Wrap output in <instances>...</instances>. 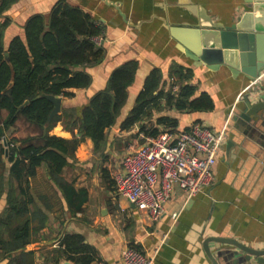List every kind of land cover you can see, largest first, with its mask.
<instances>
[{
    "label": "crops",
    "instance_id": "0c3cea01",
    "mask_svg": "<svg viewBox=\"0 0 264 264\" xmlns=\"http://www.w3.org/2000/svg\"><path fill=\"white\" fill-rule=\"evenodd\" d=\"M58 1L19 0L14 4L0 18V23L10 22L4 33L5 48L15 37H24L25 25L31 17L48 18ZM65 1L90 14L103 27V36L97 42L104 48L105 58L101 64L85 68L92 77L89 88L71 89L73 97H62V113L86 105L107 87L112 73L125 63L138 61L140 65L128 89L126 105L116 123L106 131L104 151L95 152L94 143L86 138L75 159L64 169L69 183L88 192V201L80 213L71 214L62 193L45 170L40 169L36 177L30 178L27 212L16 219L9 218L8 194L16 185L10 180L11 165L8 156L1 154V146L5 147L7 140L28 138L21 137L20 123L33 128L29 137L36 136L37 130L23 119L7 130L0 145V240L9 241L11 231L29 222L30 242L14 252L0 247V264H75L59 255L60 241L66 234L82 235L97 250V262L107 264H123L122 252L130 246L153 257L154 264H211L203 248L209 237L234 238L252 249H264V148L257 144L264 143L261 139L264 133L259 132V138L252 141L236 128L237 121L231 117L252 86L256 90L251 95L264 100V73L251 81L226 65H207L187 46L193 43L201 14L204 21L229 27L246 13L253 14L255 8L264 14V0ZM173 64L193 71L192 84L198 87V95L209 94L215 109L203 114L164 110L154 114L152 123L163 117L175 119L177 131L181 132L200 122L225 134V141L214 167L212 184L194 197L176 188L163 218L153 222L146 212L120 197L112 181L123 172L121 163L127 145L143 143L138 140V128L123 130V122L153 70H161L163 74L160 89L169 90ZM0 116L2 126L8 114L2 112ZM49 134L67 140L81 137L78 130L74 133L65 130L61 123ZM104 172L109 173L110 180L105 179ZM210 248L221 263L223 260L219 258L233 251L216 243H211Z\"/></svg>",
    "mask_w": 264,
    "mask_h": 264
},
{
    "label": "trees",
    "instance_id": "16d2710c",
    "mask_svg": "<svg viewBox=\"0 0 264 264\" xmlns=\"http://www.w3.org/2000/svg\"><path fill=\"white\" fill-rule=\"evenodd\" d=\"M17 2L19 0H0V18ZM9 24V20L0 23V115L2 112L8 114L0 126V145L7 130L21 119L38 131L34 137L22 141L7 140V146H1L2 155L8 150L10 180L13 186L16 185L8 194L9 218L16 219L27 212L30 178L36 177L40 169L45 170L46 176L62 193L69 211L75 215L82 212L88 201V192L69 183L63 175L64 169L71 159H75L78 147L86 138L94 143L95 152L104 151L106 131L116 123L126 105L128 89L135 81L140 64L131 61L117 68L107 87L96 93L86 105L64 111L47 125L54 106L43 94L70 98L73 93L69 90L90 87L92 77L85 68L97 66L105 58L104 48L96 41L103 36L104 29L90 14L65 0L53 6L48 18L42 15L31 17L25 25L24 37H15L5 48L3 39ZM169 76L170 88L164 90L160 89L161 70L150 73L122 124L123 130L136 127L138 134L146 136H157L166 131L178 133L177 120L163 117L155 124L152 123L154 114L164 110L181 114L214 111L212 97L207 93L198 95V87L192 84L194 73L191 69L173 64ZM176 85L179 89L174 93L172 87ZM27 101L29 104L19 111ZM58 123L73 133L78 130L81 137L67 140L51 136L49 132ZM104 175L110 180L109 173L104 172ZM29 242L27 222L11 231L9 241L1 239L0 247L14 252ZM59 255L75 264H95L98 260L97 250L80 234H66L60 241Z\"/></svg>",
    "mask_w": 264,
    "mask_h": 264
},
{
    "label": "built area",
    "instance_id": "2783aa9c",
    "mask_svg": "<svg viewBox=\"0 0 264 264\" xmlns=\"http://www.w3.org/2000/svg\"><path fill=\"white\" fill-rule=\"evenodd\" d=\"M178 89L177 85L172 87L174 93ZM138 140L143 143L127 146L121 163L123 172L114 176L115 187L120 197L159 222L176 188L194 197L212 184L225 134L195 123L188 131L178 133H139ZM122 262L154 264L155 260L130 246L122 252Z\"/></svg>",
    "mask_w": 264,
    "mask_h": 264
},
{
    "label": "water",
    "instance_id": "95a60500",
    "mask_svg": "<svg viewBox=\"0 0 264 264\" xmlns=\"http://www.w3.org/2000/svg\"><path fill=\"white\" fill-rule=\"evenodd\" d=\"M193 32V43L187 45L201 61L207 65H226L235 74L241 73L247 79L255 81L264 73V14L255 8L254 13H246L243 18L232 26L226 27L202 19ZM8 60L9 55L6 53ZM256 86H252L242 96L240 108H234L232 119L237 121V129L255 140L259 132L264 133V100L251 95ZM43 97L49 100L54 108L47 125L55 116L62 114L63 99L52 95ZM29 102L19 108V111ZM264 140V136H261ZM262 140V141H263ZM262 148L264 143L257 142ZM5 147L7 142L4 141ZM8 156V150H6ZM211 243L229 246L233 251L223 254L221 263L211 251ZM204 252L211 264H264V249H252L234 238L209 237L203 242Z\"/></svg>",
    "mask_w": 264,
    "mask_h": 264
},
{
    "label": "rangeland",
    "instance_id": "374dc122",
    "mask_svg": "<svg viewBox=\"0 0 264 264\" xmlns=\"http://www.w3.org/2000/svg\"><path fill=\"white\" fill-rule=\"evenodd\" d=\"M98 43V42H97ZM18 129H19V132L21 133V137H25L26 136H30V133L32 132V129L30 127H27L26 125L20 123L19 126H18ZM36 130V129H35ZM38 133V131H36ZM20 137V138H21ZM128 146V145H127Z\"/></svg>",
    "mask_w": 264,
    "mask_h": 264
}]
</instances>
